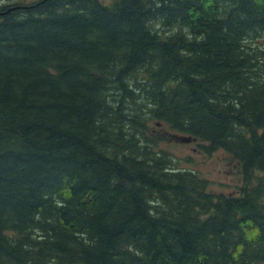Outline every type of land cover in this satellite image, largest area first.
Segmentation results:
<instances>
[{
  "label": "trees",
  "instance_id": "16d2710c",
  "mask_svg": "<svg viewBox=\"0 0 264 264\" xmlns=\"http://www.w3.org/2000/svg\"><path fill=\"white\" fill-rule=\"evenodd\" d=\"M169 135L242 183L211 191ZM0 264H264V0L5 6Z\"/></svg>",
  "mask_w": 264,
  "mask_h": 264
},
{
  "label": "rangeland",
  "instance_id": "374dc122",
  "mask_svg": "<svg viewBox=\"0 0 264 264\" xmlns=\"http://www.w3.org/2000/svg\"><path fill=\"white\" fill-rule=\"evenodd\" d=\"M38 0H0V12L5 6L14 3H33ZM106 2L109 0H105ZM161 143V147L170 151L181 160V167H191L200 175L210 180V190L216 193H233L241 183L242 178L238 167L230 163V156L223 150L212 154L203 151L199 141H182L171 137Z\"/></svg>",
  "mask_w": 264,
  "mask_h": 264
},
{
  "label": "water",
  "instance_id": "95a60500",
  "mask_svg": "<svg viewBox=\"0 0 264 264\" xmlns=\"http://www.w3.org/2000/svg\"><path fill=\"white\" fill-rule=\"evenodd\" d=\"M14 8H15V7H14ZM2 13H4V12H2ZM181 139H182L183 141H191V140H192L191 137H181Z\"/></svg>",
  "mask_w": 264,
  "mask_h": 264
}]
</instances>
